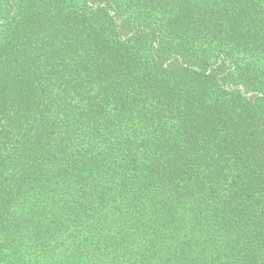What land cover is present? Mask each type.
I'll return each mask as SVG.
<instances>
[{"label":"trees","instance_id":"1","mask_svg":"<svg viewBox=\"0 0 264 264\" xmlns=\"http://www.w3.org/2000/svg\"><path fill=\"white\" fill-rule=\"evenodd\" d=\"M0 264H264V0H0Z\"/></svg>","mask_w":264,"mask_h":264}]
</instances>
